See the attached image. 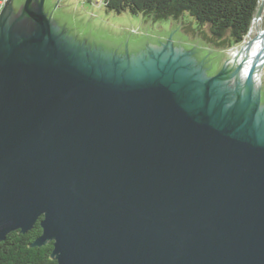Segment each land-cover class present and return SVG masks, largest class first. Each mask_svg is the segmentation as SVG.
<instances>
[{"label":"water","instance_id":"obj_1","mask_svg":"<svg viewBox=\"0 0 264 264\" xmlns=\"http://www.w3.org/2000/svg\"><path fill=\"white\" fill-rule=\"evenodd\" d=\"M14 3L0 15V242L40 222L33 244L53 241L59 264H264V53L239 99L224 69L95 54L45 0Z\"/></svg>","mask_w":264,"mask_h":264},{"label":"rangeland","instance_id":"obj_2","mask_svg":"<svg viewBox=\"0 0 264 264\" xmlns=\"http://www.w3.org/2000/svg\"><path fill=\"white\" fill-rule=\"evenodd\" d=\"M52 6L54 18L61 20L59 31H65L81 43L84 41L95 54L99 50L109 55L115 54L116 58L143 59L171 52L184 56L199 79L224 69L235 50L250 38V35L247 36L243 42L231 48L218 49L209 39L211 33L208 28L198 30L197 21L189 15H185L186 22L172 19L153 22L141 14L109 11L104 6V0H55ZM252 28L254 34L264 28V10L262 18L254 22ZM261 76L263 109L260 113L264 114V67Z\"/></svg>","mask_w":264,"mask_h":264},{"label":"trees","instance_id":"obj_3","mask_svg":"<svg viewBox=\"0 0 264 264\" xmlns=\"http://www.w3.org/2000/svg\"><path fill=\"white\" fill-rule=\"evenodd\" d=\"M92 1V0H90ZM262 0H105L109 11L143 15L154 21L194 18L198 30L207 27L209 39L218 49L231 48L245 40L255 22ZM43 232L40 222L27 233L12 231L0 242V264H59L52 256L53 241L43 246L34 241Z\"/></svg>","mask_w":264,"mask_h":264},{"label":"bare ground","instance_id":"obj_4","mask_svg":"<svg viewBox=\"0 0 264 264\" xmlns=\"http://www.w3.org/2000/svg\"><path fill=\"white\" fill-rule=\"evenodd\" d=\"M256 21L259 22L257 19ZM253 32L254 30L252 28L249 33L251 43L248 40L240 49L235 50L228 65L224 67L226 78L221 80L239 99H242L244 95L249 93L248 90L252 79L253 67L258 57L264 53V28L259 29V32L256 34ZM153 47L155 48L156 46L153 45ZM240 64H242L240 70L234 73L235 68ZM256 80L257 84L258 81L260 83L262 76L260 75V79L257 78ZM262 109L263 107H261Z\"/></svg>","mask_w":264,"mask_h":264},{"label":"flooded vegetation","instance_id":"obj_5","mask_svg":"<svg viewBox=\"0 0 264 264\" xmlns=\"http://www.w3.org/2000/svg\"><path fill=\"white\" fill-rule=\"evenodd\" d=\"M15 1V3H14V5H15V7H17V9L19 10L20 9V7L23 5V3H25V0H14ZM54 1L55 0H45V3H44V5H45V8H47L48 10H53L52 9V4L54 3Z\"/></svg>","mask_w":264,"mask_h":264},{"label":"built area","instance_id":"obj_6","mask_svg":"<svg viewBox=\"0 0 264 264\" xmlns=\"http://www.w3.org/2000/svg\"><path fill=\"white\" fill-rule=\"evenodd\" d=\"M9 0H0V15H1V12L3 10V7L5 5L6 2H8ZM86 1H90V0H86ZM105 2V0H104Z\"/></svg>","mask_w":264,"mask_h":264}]
</instances>
